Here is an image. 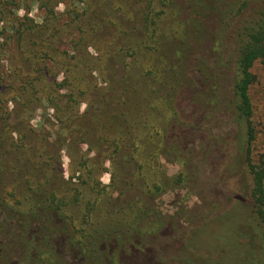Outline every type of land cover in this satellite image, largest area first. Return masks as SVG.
<instances>
[{"label":"rangeland","instance_id":"rangeland-1","mask_svg":"<svg viewBox=\"0 0 264 264\" xmlns=\"http://www.w3.org/2000/svg\"><path fill=\"white\" fill-rule=\"evenodd\" d=\"M69 1L0 0L1 193L13 204L21 200L29 185L32 189L44 184L60 199L66 198L64 214L78 224V231L80 227L93 231L108 224H131L135 212L148 209L142 222L136 223L135 232L144 229L149 246H136L135 238L131 255H118L123 264H158L154 263L156 252L163 261L180 251L185 255L192 251L196 254V249L209 253L207 243L216 240L214 235L236 233L238 221L256 232L249 233L247 256L239 264H264L259 221L253 217L258 204L251 197V168H264L262 62L252 66L248 92L253 140L248 142L245 137L237 151L235 147L230 151L238 165L231 164L232 172L240 170V176L231 182L225 180L229 170L219 166L225 158L220 157L217 146L222 137L223 144L235 145L232 138L239 130L229 118L239 33L246 22L264 12V0H249L245 5L242 0L221 2L226 12L223 17L213 18L212 27L207 26L218 32L219 54L205 47L197 55L192 52L187 63L199 89L193 102L180 91L182 81L187 83L190 77L182 74L181 80L178 71L180 46L174 42V32H169L171 27L174 31L178 27L169 12L160 16L161 32L155 39L147 42L145 38L147 49L142 47V54L147 57H140L144 69L129 75L135 78L142 74L145 87L139 88L133 82L126 89L128 73L117 61L112 62L109 71L104 52L114 43L131 38V28L139 27L140 21L134 18L133 23L128 22L129 10L144 11L145 1L73 0L74 6L68 7ZM88 5L98 9L102 22L95 20ZM157 7L151 11L157 12ZM137 40L141 42L142 36ZM208 44L211 41L205 46ZM173 56L175 68L171 70ZM217 57L222 58L224 67L215 78ZM158 64L165 67L157 86L152 78H144L148 68ZM107 93L120 109L116 107L110 123L101 127L95 123L97 118L89 122L92 112L87 110H97L101 95ZM202 94L215 98L218 107L201 105L198 99ZM169 102L188 125L172 122L167 127ZM241 131L246 136L244 126ZM158 186L160 191L155 190ZM223 213L221 222L206 224L221 219ZM229 213L245 219L227 217ZM160 219L164 224L156 230ZM198 232L194 245L191 239ZM75 234L83 235L77 231ZM121 240L126 242L127 236ZM231 241L220 239L222 257L235 254ZM136 253L148 255L140 261Z\"/></svg>","mask_w":264,"mask_h":264},{"label":"trees","instance_id":"trees-1","mask_svg":"<svg viewBox=\"0 0 264 264\" xmlns=\"http://www.w3.org/2000/svg\"><path fill=\"white\" fill-rule=\"evenodd\" d=\"M144 1L146 3V9L144 11L135 12L133 9L129 10L130 18L128 22L133 23L134 18L140 21L139 27L133 26L131 28V38H128L125 42L114 43L113 46L107 47L109 50L104 52V54H106L105 58L109 61V71L112 70V62L117 61V65L121 66L125 73H128L130 79L124 83L126 89L130 84H133V82H135L139 88L144 86L142 74L135 78L129 75H131L133 71H138V68L140 70L144 69L140 57H147L146 54H142V51L147 49L144 47L145 38L147 42H150L152 38L155 39L158 31L161 32L162 21L160 16L165 15L167 12H169L168 14L171 16L175 26L177 25L178 27L175 31L172 29L174 27H171L169 32H174L173 34L176 37L174 42L180 46L177 53L178 61H176L181 65L180 69H178L179 67L177 68L180 75L188 74L190 77L187 63L190 58L193 57L192 52L197 55L200 50L202 52V49L205 50V47H207L206 50H210L214 53L220 48V39L217 35V30L207 29V26L209 25L212 27L210 23L213 21V18L218 19L219 17H223L222 15L226 12L224 5L221 4L223 0H143V2ZM242 1H244V5L249 2V0ZM74 4L75 2L71 0L69 1L68 7H73ZM155 6H158L156 9L157 12H152L151 10ZM86 8L91 12V15L96 16L95 20H99L100 22L103 21V16H99L97 8L91 5L86 6ZM123 8L124 7L120 9L116 8L115 10L120 11ZM68 14L72 15L73 12H68ZM169 32L168 34L166 33V35H169ZM139 36H142L141 42L137 40ZM239 37L240 44L237 50V58L232 75L234 100L233 103H231L232 112L229 118V121L233 122L239 130L234 138H232L231 142L236 146L231 145V143V146L223 144V141H221L223 137L217 143L218 154L220 157L224 156L223 158H225V161L219 166L222 168L226 167L227 171L229 170L226 173L224 172L227 182H231L234 177L240 176V170L236 173L232 172L231 164L237 165V160L234 161L233 158L230 157V151L235 148L237 151V146L244 144L245 137H247L248 142L253 140L254 129L250 120L251 104L248 92L252 83V66L259 61L264 64L263 11L258 14L257 18L251 19L245 23L239 33ZM208 41H211V44L205 46ZM209 54H211V52ZM216 54L219 53L216 52ZM173 59L174 56L171 57L172 61L170 60V62H172L170 65L171 70L175 68V60L173 61ZM221 61V57L216 59L213 72L215 78L218 77L219 69L224 67ZM176 66H178L177 63ZM164 67L165 65L160 64H158L157 67H149L148 74H146L144 79L152 78L153 81L158 83L156 84L157 86L160 85L161 81L159 77H161ZM191 70L194 71L193 68ZM197 70L200 71V69ZM181 80H183V75ZM212 80L210 81L209 79V81L213 83L214 81ZM187 81V83L182 81V88L180 91L186 92V94L189 95L188 98L193 102L197 99L195 97L199 89L192 77ZM204 91H207V89ZM108 94L110 93L105 94L106 96L101 95V101H99L100 104L97 110L93 111L91 108L87 110V113H89V111L92 112L88 117L89 122H94L92 118L94 120L97 118V122L95 123L99 124L101 127L105 126L106 122L110 123L111 118H113L116 107L117 110L120 109L119 103H114L110 95L107 96ZM203 94L198 99L201 105L211 106V108L216 109L218 103L213 101L215 98L205 97ZM124 103L127 104V101ZM121 106L124 108V104H121ZM174 107V103L169 102L171 114L170 118L165 121L167 127L172 122L176 126L179 123L188 125L186 121L179 117L177 109L175 110ZM104 116L108 117V121L104 120ZM182 124H180V126ZM184 125H182V127ZM241 126L245 127L246 136L242 135ZM214 140L216 139H213V141ZM117 147L119 148V146ZM124 150L126 151V149ZM2 162L3 161L0 159V180L2 177ZM251 170L254 181L251 197L258 204L255 209L256 212H253V217L255 222H257L256 219L259 221L257 224L260 228V244L264 248V168H260L258 171H255L253 168H251ZM155 190L160 191L161 186L156 187ZM21 195H23L21 196V200L12 204L10 199H7L5 194L3 195L0 190V264H123L122 260H119L118 255L119 253L131 255V246H134L132 242L135 238L137 239L136 246L140 248H143L144 245L149 246L148 240L146 241L144 237L147 232L143 231L144 229H139L137 234L135 232L136 223L142 222L143 218L147 216L149 212L148 209H141L138 210L137 213L135 212L133 215V223L131 222V224H122L120 226L108 224L104 227H96L93 231H84L83 228L80 227V231H78V224L75 222L73 223L70 219L71 217L68 219L64 214L63 210L68 206L66 198L63 197V199H60L58 195L45 189L44 184H37L32 189H30L29 185L27 190ZM224 214L225 213L222 214L221 219H213L210 220V222L207 221L206 224L221 222L224 218ZM237 216L238 215L229 213L227 217L234 218L235 220H237V218L239 220L245 219ZM163 224V220L160 219L157 222L156 230L163 226ZM238 227L239 230L236 233L232 234L228 232L225 235H214L216 240L212 238L211 242L207 243L211 251L209 253L201 252L194 248L196 249V254L192 251L191 254L185 255L183 251H180L179 254L173 255V257H171L172 259L168 260L171 262H178V264H239L242 258L244 260V257L247 256L245 242L250 236L249 233L252 232L251 234L256 235V232L255 229L249 231L247 229L248 224L241 226L239 221ZM7 228H9V230ZM75 231L83 235L75 237ZM121 234L122 236H127L126 242L121 240ZM198 236L199 232L191 239L192 244L195 245ZM229 238L232 239L231 245L233 246L235 254L231 258L222 257V250L219 243L220 239L226 240ZM134 248L135 247H133V249ZM147 255L148 254L136 253L140 261H143ZM155 256L154 263L156 262L159 264V262H161L162 264V262H170L168 260L163 261L160 252H156Z\"/></svg>","mask_w":264,"mask_h":264}]
</instances>
